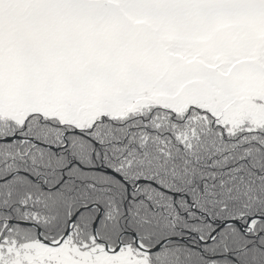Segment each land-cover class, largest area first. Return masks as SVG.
<instances>
[{
  "label": "snow or ice",
  "instance_id": "1",
  "mask_svg": "<svg viewBox=\"0 0 264 264\" xmlns=\"http://www.w3.org/2000/svg\"><path fill=\"white\" fill-rule=\"evenodd\" d=\"M0 264H264V0H0Z\"/></svg>",
  "mask_w": 264,
  "mask_h": 264
}]
</instances>
